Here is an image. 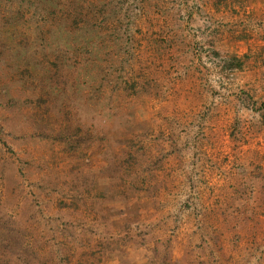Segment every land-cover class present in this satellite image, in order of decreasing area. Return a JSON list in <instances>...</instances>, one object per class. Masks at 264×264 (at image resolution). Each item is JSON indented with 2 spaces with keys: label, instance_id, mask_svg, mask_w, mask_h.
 <instances>
[{
  "label": "rangeland",
  "instance_id": "374dc122",
  "mask_svg": "<svg viewBox=\"0 0 264 264\" xmlns=\"http://www.w3.org/2000/svg\"><path fill=\"white\" fill-rule=\"evenodd\" d=\"M0 264H264V0H0Z\"/></svg>",
  "mask_w": 264,
  "mask_h": 264
}]
</instances>
